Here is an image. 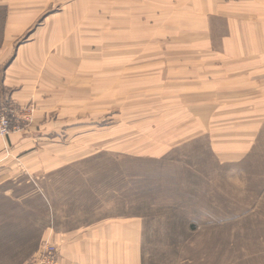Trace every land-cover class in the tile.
Masks as SVG:
<instances>
[{"label":"rangeland","instance_id":"obj_1","mask_svg":"<svg viewBox=\"0 0 264 264\" xmlns=\"http://www.w3.org/2000/svg\"><path fill=\"white\" fill-rule=\"evenodd\" d=\"M29 1L43 9L38 22L55 14L77 29L78 80L44 111L32 148L11 151L0 138V264H26L49 228L133 215L142 264H264V194L253 181L264 176V126L238 172L206 139L185 136L197 107L183 106L190 91L164 73L182 65L183 47L165 26L157 43L151 36L153 5L162 23L177 0Z\"/></svg>","mask_w":264,"mask_h":264},{"label":"crops","instance_id":"obj_2","mask_svg":"<svg viewBox=\"0 0 264 264\" xmlns=\"http://www.w3.org/2000/svg\"><path fill=\"white\" fill-rule=\"evenodd\" d=\"M176 4L166 8L159 23L156 3L150 18L155 19L154 42L158 26H165L160 32L166 41L183 47L182 65H167L164 71L167 85L180 84L190 91L187 98L192 100L183 106L197 107L192 114L197 125L183 132L189 139H206L217 162L238 172L264 126V0ZM43 14L40 5L29 0H0V104L20 106L31 100L36 105L27 131L5 137L11 151L32 148L44 111L78 80V69L71 71L70 63L77 29L67 24L63 28L55 14L38 22ZM124 14L119 12V21L126 24ZM74 50L77 55V47ZM165 54L175 58L174 51ZM191 90L197 96H191ZM3 143L0 139V153ZM253 181L257 194L263 195L264 176ZM47 239L57 243L59 264H142L143 227L137 215L106 216L67 230L49 228L40 242Z\"/></svg>","mask_w":264,"mask_h":264},{"label":"built area","instance_id":"obj_3","mask_svg":"<svg viewBox=\"0 0 264 264\" xmlns=\"http://www.w3.org/2000/svg\"><path fill=\"white\" fill-rule=\"evenodd\" d=\"M34 121L32 105L0 108V138L6 137L10 132L22 131ZM26 264H59L57 243L47 239L43 241L38 250Z\"/></svg>","mask_w":264,"mask_h":264}]
</instances>
